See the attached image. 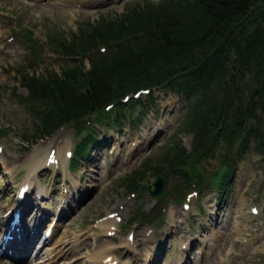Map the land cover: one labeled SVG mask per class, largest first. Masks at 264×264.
<instances>
[{
    "label": "rangeland",
    "instance_id": "374dc122",
    "mask_svg": "<svg viewBox=\"0 0 264 264\" xmlns=\"http://www.w3.org/2000/svg\"><path fill=\"white\" fill-rule=\"evenodd\" d=\"M51 1L0 0V134L5 135L0 138V152L10 158L5 162L11 165L7 175L0 170V195L4 202L13 201V191L20 182L16 181L11 169L15 166L28 172V161L36 151L43 164L39 169L41 172L32 179L36 187L47 194V198L40 200L41 212L44 209L50 212L44 224L54 216H61L53 243L59 255L52 264H92L108 254L116 258V264H124L132 256L130 251L133 248L140 249L143 244L152 250L146 245L155 248L159 241L165 240L168 243L165 262L171 258V263L180 251L181 243L176 234L180 232L178 227L181 224L192 229L193 235L201 233L200 244H195L197 252L207 245L208 254L204 250V258L197 257V264H264V241L250 243L259 233L260 220H264V158L253 149L239 163L225 195L220 197L217 188L209 184V179L218 170L221 154V146H218L213 149L214 156L203 158L198 168L207 182L201 194V204L197 206L196 203L194 210L187 214L183 205L175 204L158 227L142 221V218L131 224L138 212L148 218L149 214L152 215L157 199L151 196L149 187L155 178L153 174H147L144 181L147 191L133 195L122 187L125 175L146 161L158 162L180 140L187 149L191 148L192 135L181 131L185 111L181 96L157 91L154 108L136 122L129 117L119 128L112 120L105 126L96 124L92 128L98 138L91 146V155L84 162H78L73 172L69 169L71 160L65 155L67 150L75 151L80 140L73 126L65 125L52 137L27 147L29 143H24L23 135H30L36 121L21 102V97L28 91L17 82L19 72L22 69L37 75L59 72L74 62L54 50L56 42L71 40L80 28L86 27V23L95 22L101 16L114 19L122 16L134 3L159 0H101L94 4L84 0H56L57 5ZM189 13L192 18L197 17V9L193 8ZM186 26L182 27L183 33H193L195 27ZM85 62L89 68V62ZM138 114L140 116L136 108L132 115ZM55 152L60 154L59 165L44 168L46 156ZM25 176L26 172L17 178ZM171 185L172 181L168 188ZM210 203L220 207L212 216L209 214ZM253 206H258L261 216L256 217L250 212ZM218 217L229 223L220 225L216 221ZM138 229H142L143 237L136 234ZM131 233L135 238L139 237L142 244L133 242L135 239L129 240ZM59 238H63V243H57ZM210 243L217 247L216 251ZM103 250L102 254L95 256ZM209 256L211 262L207 261Z\"/></svg>",
    "mask_w": 264,
    "mask_h": 264
},
{
    "label": "trees",
    "instance_id": "16d2710c",
    "mask_svg": "<svg viewBox=\"0 0 264 264\" xmlns=\"http://www.w3.org/2000/svg\"><path fill=\"white\" fill-rule=\"evenodd\" d=\"M193 8L197 17L192 18ZM85 25L71 40L55 44L75 63L60 72H19L29 89V108L40 120L34 141L67 122L81 135L87 115L106 117L109 124L112 115L120 127L126 116L134 121L154 107L152 89L163 88L186 101L181 131L193 134L191 150L180 140L158 162H144L123 178L126 191L141 190L147 174L163 171L188 183L189 161L214 156L218 146L222 169L216 175L226 186L253 144L264 154V0L138 2L120 17L101 16ZM186 25L195 27L193 33H183ZM101 45L106 51H98ZM143 89H150L146 99L123 101ZM136 108L140 116L128 113ZM92 140V134L84 137L78 153ZM180 189L177 184L172 193Z\"/></svg>",
    "mask_w": 264,
    "mask_h": 264
},
{
    "label": "bare ground",
    "instance_id": "6f19581e",
    "mask_svg": "<svg viewBox=\"0 0 264 264\" xmlns=\"http://www.w3.org/2000/svg\"><path fill=\"white\" fill-rule=\"evenodd\" d=\"M85 2L87 3H91V4H94L96 2H99L101 0H84ZM2 41H4V39H2ZM64 146L62 145L61 148H63ZM0 156H3V161H0V167H3L5 170L7 168V165H6V162L5 160H10V158H6L5 156L7 155H3L0 154ZM60 154H57V156L55 158H59ZM2 160V159H1ZM57 161V159L55 160ZM28 167L30 166L31 168L30 169V173L31 172H35L38 170V168L43 164L41 162V159H38V155L35 152H32L31 156H30V160L28 161ZM44 164L47 165V158H45V161H44ZM30 177V176H29ZM28 177V179L23 183V192H25L26 194V204L28 202H30L28 205H23V201L22 202H18V206L24 211V213H29V215H31V210L33 207H35L37 205V199L38 197L40 196V198H45L47 196L46 193L42 192V190H39L38 188L35 190V193L33 192V186H31V181L29 180L30 178ZM32 201L35 202L34 205H32ZM23 206V207H22ZM210 209L212 210L211 212L213 213L214 210H216V208H220L217 204L216 205H209ZM216 216H217V213H216ZM216 216L214 217L216 219ZM45 217L44 214H42V218ZM33 219H35V215L33 216ZM179 222H183L182 220H178ZM217 223H219L220 225H222L226 219H221L220 220V217L217 218ZM51 223L49 224V227H50ZM109 225H113L111 222ZM22 226V225H21ZM33 229V232L31 233ZM39 229H40V221H36L34 223V225L31 226V228H27L26 226H23V231H22V235H21V239L20 240H14L12 242H9L8 245H7V250L5 251V255L11 257L12 259V262L9 263V264H29V263H24L23 261L25 260V258L27 257V255L29 254V249L31 248L38 232H39ZM189 232H190V229L186 228L183 224L180 225V232L176 234L177 240H180L181 241V246L186 244V247L185 249H181L180 252L183 253V255L189 251L193 245H195V239L193 240V238H191L189 236ZM136 234H138L139 236H144L143 235V232H142V229H138V231H136ZM61 240H63V238H61ZM139 242V245L142 244L139 237L135 238V243H138ZM163 242V241H162ZM157 244H162V243H157ZM142 247H143V244H142ZM164 247H168V243L167 242H163V245H160L158 248H155L153 253H151L150 251L149 252H144L142 250V248H133L134 253L132 255V259L131 260V264L133 263H141V262H138V261H141V257L144 258V264H159V261H160V257H156L157 254L159 253H162ZM9 249L12 251L11 253L9 252ZM43 251L42 250H39V253ZM104 252L103 251H98L95 256L97 255H100ZM110 254H108L109 256ZM105 256H103L102 258H100V260L98 261L97 259L95 260V262H93V264H111V263H114V260L113 259L111 262L107 261V260H103ZM180 257H181V253H180ZM131 258V257H130ZM185 258V257H184ZM179 261H180V264L182 261H184V259L182 258V260H180V258L178 257L177 258ZM97 261V262H96ZM2 260L0 259V264H2ZM183 263V262H182ZM186 264H193L191 262V260L186 263Z\"/></svg>",
    "mask_w": 264,
    "mask_h": 264
},
{
    "label": "water",
    "instance_id": "95a60500",
    "mask_svg": "<svg viewBox=\"0 0 264 264\" xmlns=\"http://www.w3.org/2000/svg\"><path fill=\"white\" fill-rule=\"evenodd\" d=\"M165 178L163 177H158V183H156V190L152 193L153 195L157 196V197H161L165 190H164V186H165ZM162 182V183H159Z\"/></svg>",
    "mask_w": 264,
    "mask_h": 264
}]
</instances>
